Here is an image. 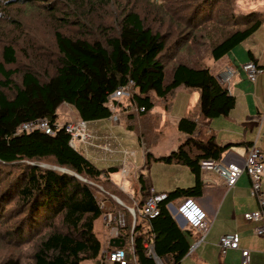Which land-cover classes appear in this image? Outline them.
I'll return each instance as SVG.
<instances>
[{
    "label": "trees",
    "instance_id": "16d2710c",
    "mask_svg": "<svg viewBox=\"0 0 264 264\" xmlns=\"http://www.w3.org/2000/svg\"><path fill=\"white\" fill-rule=\"evenodd\" d=\"M231 21L236 30L227 32L212 46L211 56L215 62L251 38L264 25V14L251 11L235 16L232 13ZM55 42L58 53L54 72L45 78L29 69L22 73L20 83L14 81L17 71L7 68L18 61L13 44L3 48L0 59V164L23 165L0 192V218L4 216L5 205L13 201L15 204L9 210L18 216L8 232L10 242L20 246L40 238L32 254V264H82L85 261L108 264L103 259L102 240L95 231L103 210L92 182L104 178L105 183L122 196L109 176L120 168L100 169L83 151L75 148L67 123H58V110L68 103L77 109L83 121L108 119L113 115L108 100L110 94L133 82L131 97L125 99L136 104L141 115H147L156 106L152 93L165 101V111H168V103L173 104L176 90L183 87L200 91L199 113L179 119L177 128L185 138L169 154L157 157L147 149L145 166L153 161L185 165L194 174L195 183L167 192L168 198L161 203L157 217L139 218L133 231L131 223L121 229L119 235L125 241L134 235L135 259L131 257L128 264H157L149 255L146 241L153 242L158 258L168 259L170 264H182L191 248L189 231L180 227L168 204L202 194L203 162L220 160L228 146L220 145L214 134L201 137L198 125L202 119L228 116L236 105L235 96L210 65L179 62L167 79L163 61L166 35L148 26L138 12L130 11L123 17L117 34L103 39L75 38L57 30ZM250 58L254 60L251 54ZM9 90L12 94L6 92ZM123 103V99L118 101L116 109ZM40 119L48 120L55 133L41 130L18 133L22 124ZM35 161H45L57 168L44 167ZM137 180L141 193L147 188L144 174ZM144 199L140 200L141 205ZM47 228L49 230L43 232ZM1 264L22 262L12 256Z\"/></svg>",
    "mask_w": 264,
    "mask_h": 264
},
{
    "label": "rangeland",
    "instance_id": "374dc122",
    "mask_svg": "<svg viewBox=\"0 0 264 264\" xmlns=\"http://www.w3.org/2000/svg\"><path fill=\"white\" fill-rule=\"evenodd\" d=\"M29 1L31 3H27V0H0V59L3 48L13 44L17 50L18 61L15 64L7 65V68L17 71L14 75V81L17 83L21 82L22 73L29 69L35 70L43 78L54 72L58 53L55 42L57 30L75 38L103 39L108 35L118 33L120 22L128 12H138L148 26L166 35L167 49L163 61L166 66L167 79H169L174 66L179 62H188L194 66L210 65L211 68L213 67L212 46L219 42L227 32L236 30L231 21L232 13L235 16L251 11L264 14V0ZM238 28H244V26ZM177 40L179 43L176 42ZM246 44H258L261 51L264 52V26L251 39L249 38ZM263 77L264 75L259 76L260 82H264ZM193 91L192 93V91H186V88L179 87L173 96V104L168 103V108L170 107L168 111H165V101L152 93V99L156 106L147 115H141L136 104H131L127 99H123L125 103L120 108L112 110L113 115L120 119L119 123L116 124L111 119L100 121L102 123H100L99 129L109 130L108 133L113 138L109 136L111 138L109 142L105 139L103 143L108 142L113 150L111 152L101 150L102 152L93 159L100 169L106 168L109 164L118 163L111 161L107 164L104 160L106 159L105 155L116 157L119 163L121 162L117 164L121 165L120 168L122 165L126 166L124 161L129 166L132 165L133 169L131 170L133 171L127 178L130 181L133 180L131 191L132 198H134L129 197L128 201L123 195L120 196L115 192L116 189L105 183L103 178L101 181L92 182L100 203L104 202L105 198L113 200V196H115L124 200L128 207H137L136 202L142 200L146 194V190L139 192L140 184L137 180L140 175L139 170L143 167L145 168L141 172L146 176L145 181H147V175L150 176L154 189L168 186L174 182L191 185L194 174L188 167H170L164 163L156 162L147 168L145 166V151L148 149L154 154H169L183 141L180 139L181 134L176 122L179 118L187 116L190 110L192 115H198L199 109L194 110V105L191 106V104L197 101L195 92L197 91L200 95V91ZM6 92L12 94L10 90ZM260 94L264 97V84H262ZM61 106L58 110V123L66 120L73 121L77 115L74 107L69 106L68 103ZM72 121L65 123H75L80 119ZM97 126L99 125L97 124ZM88 129L90 128L88 127ZM90 132L96 135L94 130L90 129ZM206 134L207 132L202 131L201 137L205 138ZM140 135H142L141 139ZM81 144H79V149ZM34 163L39 162L35 161ZM39 164L44 167L57 168L45 161ZM22 167L23 165L20 163L0 164V192L10 184V179ZM136 173L138 176H135ZM122 178L124 179L123 175ZM115 179H120V173L115 175ZM115 200L118 201L116 198ZM14 204L15 201L5 205L4 216L0 218V264L12 256L19 258L22 264H32V254L40 238H34L20 246L10 242L8 232L13 229L18 219V216L9 210ZM142 219L144 220V218L139 220ZM48 230L49 228L43 232ZM109 235L111 238L113 232L107 229V233L102 239L103 249L111 245L106 240V236ZM241 237L253 251V263L264 264V250L261 249L260 240L251 231H246L244 235L241 234ZM205 246L204 244L193 256H187L183 264H197L194 258L201 255ZM208 247L204 254L205 257H209L210 261L206 264H216L219 248L217 250L213 245ZM157 261V264H170L168 259L158 258ZM82 264H91V262L85 261Z\"/></svg>",
    "mask_w": 264,
    "mask_h": 264
},
{
    "label": "crops",
    "instance_id": "0c3cea01",
    "mask_svg": "<svg viewBox=\"0 0 264 264\" xmlns=\"http://www.w3.org/2000/svg\"><path fill=\"white\" fill-rule=\"evenodd\" d=\"M264 25H262L259 29H261ZM258 29V30H259ZM257 30V31H258ZM256 31V32H257ZM253 37V36H252ZM251 39V38H250ZM248 40V39H247ZM246 40V41H247ZM246 41L242 44L235 47L228 55H226L223 59L215 62L212 69L215 73L221 78V81L228 87L231 94L236 98V105L233 110L230 112L228 116H221L213 119H202V121L198 125L197 131H205L208 134H214L216 136V141L220 145L228 146L226 151L223 153V158L226 161L234 162L238 164H243L245 158L248 154L249 147L256 143L258 147L264 153V97L260 94L262 89V84L264 82H260L259 76L264 75L260 74L256 81L252 82L248 79L246 73L242 68V64L248 60H250V54L254 57V61L264 68V52L261 51L259 45L254 44H246ZM230 76L229 82H226L225 79ZM264 79V77H263ZM186 91H192L186 89ZM197 93V94H196ZM195 99L197 100L194 104V110L198 107L200 95L196 91ZM64 105V104H63ZM74 107L73 105H70ZM62 107V106H61ZM77 112L74 120H66L65 122H74L80 119L77 109L74 107ZM188 115L191 114V110ZM79 117V118H78ZM110 119V118H108ZM108 119H103L102 121H107ZM180 119V118H179ZM179 119L176 123H178ZM101 120L90 121L87 122L88 127L91 130H94L96 134V139L94 140V144L82 143L80 150L85 153V155L95 163L94 157H97L99 153H101V149L98 148L99 144L103 143L106 139L109 142V139L112 138L109 130L99 129ZM63 122H60L62 125ZM119 123V122H118ZM91 124V125H89ZM97 124L99 126H97ZM113 124V123H112ZM117 124V123H116ZM115 126V124H113ZM113 132V129H112ZM115 135V133L113 132ZM181 134V133H180ZM111 138H110V137ZM185 135L181 134L180 139L183 140ZM113 139V138H112ZM179 145V144H178ZM176 146V148L178 147ZM174 150V149H173ZM105 153V152H104ZM154 154V153H153ZM105 155V154H104ZM155 156H162L166 154H154ZM106 156L105 162L109 164L111 161L118 162L116 157ZM111 159V160H109ZM158 161H153L152 163H156ZM147 165V168L152 165ZM163 163V162H160ZM96 164V163H95ZM114 163L113 165H108L104 170L110 167L118 166L120 168L121 165H117ZM128 164V163H127ZM170 167L173 166H185L180 164H166ZM97 165V164H96ZM187 167V166H185ZM133 169V166H130ZM142 169L139 170V174H141ZM121 169V168H120ZM118 170L115 173H110V179L114 184H116L119 189L122 191L123 196L128 199L132 198V181L130 179L122 178L121 170ZM133 170H130V173ZM120 173V181L115 179V175ZM138 176V173L135 176ZM146 176L144 175V178ZM201 177L203 180V192L199 197L195 199L203 206V208L207 211L209 217L213 220V225L206 236L205 241L200 244L193 252H188L187 256H193L198 249H200L204 244L206 245L203 250H208V246L213 245L218 250L219 255L217 256L216 264L227 263V264H242V250L247 249L250 251V264H254L252 253L253 251L249 249L248 243L243 242L241 234H245L246 231L253 232L254 236L258 238L262 244L261 249L264 250V237L256 234L257 223L250 222L245 219V214L251 211L258 209V201L256 198L251 196L250 193V178L244 173L241 175L235 186L232 188H228L226 185V181L215 171L210 168H203ZM147 190L152 188L155 192H169L174 190L177 187H190L195 183V176H193L191 185H182L180 182H174L168 186L159 187L157 189L153 188V185L150 180V176L147 175ZM263 189H264V176H263ZM115 196H113V200L107 199L102 206L103 216L96 222L95 231L98 237L102 240L107 233V227L104 223V219H114L119 220L121 226L123 228L128 227L131 223L133 224V216L129 213L127 203L121 198H118L121 202L115 200ZM116 198V199H117ZM181 199V198H180ZM177 199L173 202H177ZM180 227L183 230L189 231L188 238L191 242V248H193L195 242L200 238V232H198L195 228L191 226H182L181 223L177 220ZM100 233V235H99ZM227 233H238L240 236V248L239 249H230L225 254L222 253L221 248L219 246V238L223 234ZM114 236V235H113ZM114 240V239H113ZM193 242V243H192ZM111 246L112 242L110 243ZM190 248V251H191ZM202 252L200 256H195V261L197 264H206L210 261L209 257H205V252ZM187 256L185 258H187ZM205 257V258H204ZM183 259V262L185 261ZM214 261V262H215ZM91 264H94V262ZM182 262V264H183Z\"/></svg>",
    "mask_w": 264,
    "mask_h": 264
},
{
    "label": "built area",
    "instance_id": "2783aa9c",
    "mask_svg": "<svg viewBox=\"0 0 264 264\" xmlns=\"http://www.w3.org/2000/svg\"><path fill=\"white\" fill-rule=\"evenodd\" d=\"M242 68L246 73L249 80L256 81L260 74L264 73V68L259 66L254 60L250 59L242 64ZM230 76L225 79L229 82ZM134 88V83L130 82L128 85L122 86L115 92L110 94L109 106L111 109H116V103L122 99L131 97ZM144 108H141L143 110ZM110 119L118 123L119 118L112 115ZM33 130H41L48 134H54L55 129L50 125L48 120L40 119L22 124L18 133L31 132ZM67 131L71 134V144L79 149L80 143L94 144L96 135L90 132L88 129L87 121H77L75 123L67 124ZM105 152H111L113 149L108 142L99 144L98 146ZM125 165L121 167V173L123 177L127 178L130 174V166L124 161ZM203 168H210L218 173L225 181L228 188L235 186L242 174L246 173L250 178V193L251 196L257 199L258 209L246 213L245 219L250 222L257 223L256 234L264 237V189H263V176H264V153L258 147L256 143L252 144L248 149V154L243 164L226 161L225 158L220 160H212L203 162ZM145 199L143 204L138 200L136 202L137 207H128L130 213L133 216L132 231L134 230L139 218L146 220L153 219L160 214L161 203L168 198L166 192H155L152 188L146 189ZM117 198V197H116ZM118 199V198H117ZM134 199V198H133ZM106 201V198H105ZM101 202V206L105 203ZM119 202H121L118 199ZM168 208L173 214L174 218L178 220L182 226H191L200 232V238L195 242L191 251L193 252L200 244H202L206 236L208 235L213 220L209 217L207 211L195 198H181L177 202H171L168 204ZM106 227L113 232L112 237L106 236L107 242L110 244L113 239L119 238L121 234V223L119 220L104 219ZM240 236L238 233L223 234L219 238V246L223 254L230 249L240 248ZM145 246L148 249L149 255H151L156 262L158 257L155 254L153 242H145ZM135 241L134 235H131L128 240L125 241L123 247H111L108 246L102 250L103 259L108 264H128L131 257L135 259ZM242 264H250V251L247 249L242 250ZM161 261V260H160ZM110 262V263H109Z\"/></svg>",
    "mask_w": 264,
    "mask_h": 264
},
{
    "label": "water",
    "instance_id": "95a60500",
    "mask_svg": "<svg viewBox=\"0 0 264 264\" xmlns=\"http://www.w3.org/2000/svg\"><path fill=\"white\" fill-rule=\"evenodd\" d=\"M63 170H65V169H63ZM112 245L115 247H123L125 245V240L122 238H115L112 241Z\"/></svg>",
    "mask_w": 264,
    "mask_h": 264
}]
</instances>
